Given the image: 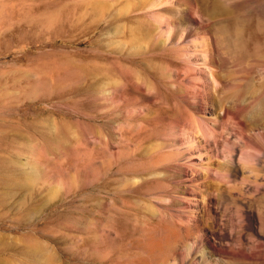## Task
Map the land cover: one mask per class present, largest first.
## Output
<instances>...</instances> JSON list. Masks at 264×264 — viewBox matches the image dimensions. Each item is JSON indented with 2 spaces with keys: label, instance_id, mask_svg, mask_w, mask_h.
<instances>
[{
  "label": "rangeland",
  "instance_id": "rangeland-1",
  "mask_svg": "<svg viewBox=\"0 0 264 264\" xmlns=\"http://www.w3.org/2000/svg\"><path fill=\"white\" fill-rule=\"evenodd\" d=\"M158 1L0 0V264H188L202 226L242 240L225 264H264V0ZM161 12L209 30L216 83L194 79L208 73L195 41L155 33ZM194 86L211 114L185 104ZM185 128L216 146L213 175L195 167L207 180L171 174L188 166Z\"/></svg>",
  "mask_w": 264,
  "mask_h": 264
},
{
  "label": "bare ground",
  "instance_id": "bare-ground-1",
  "mask_svg": "<svg viewBox=\"0 0 264 264\" xmlns=\"http://www.w3.org/2000/svg\"><path fill=\"white\" fill-rule=\"evenodd\" d=\"M175 1V0H174ZM159 2V4H161V3H163V7H164V5L166 6V5H173L174 4V2H173V0H160V1H158ZM161 2V3H160ZM171 2H173V4H170ZM156 3V2H155ZM162 6H161V8H162ZM174 7H175V5H174ZM173 7V8H174ZM166 8V7H165ZM169 8V7H168ZM170 8H171V6H170ZM172 8V9H173ZM170 10V9H169ZM168 10V11H169ZM178 10V9H177ZM175 11V10H174ZM171 12H173V10L171 11ZM182 12V11H181ZM176 13H179V11H177ZM176 13H174L175 15H176ZM162 14V12L161 13H155V14H153V16H151L152 18H153V23H154V30L155 31H157V32H155V33H159L160 34V36L161 37H165L166 39H167V41H171L173 44H186L187 43V41L188 40H193V41H195L194 42V44L195 45H193V47L195 48L194 50L196 51V50H198L197 52H201V54H202V57L203 58H201L202 60H203V62H202V65H204L205 66V68H207L208 69V73L207 74H203V75H201L200 74V76H195L194 75V79L197 81H204L206 84H209V83H211V81L214 83H216L217 81V79H215V76H214V73H213V71L214 70H212V69H214L213 67H212V63H213V60H214V54H215V51H216V49H215V44H214V39H212V37L209 35V33H208V31H204V32H199L198 33V31L196 32V28L194 27V25H197V23H196V21L193 19V18H195V17H191V16H189V17H187L186 19H184V20H182V21H180V22H178V20L174 23V22H172L173 20H175V18H172L173 20L172 21H170L171 20V18H170V16H169V18H168V15L166 16H164V14L163 15H161ZM168 14H169V12H168ZM172 14V13H171ZM174 14H172V15H174ZM183 15V14H182ZM180 16L178 15V18H179ZM184 18V17H183ZM203 23V22H202ZM202 25V24H201ZM198 28H199V26H198ZM203 28H204V26H203ZM202 28V29H203ZM206 28V27H205ZM148 29V28H147ZM201 29V28H200ZM207 29V28H206ZM205 30V29H204ZM148 31H150L151 32V30H148ZM147 31V32H148ZM206 32V33H205ZM150 34V33H149ZM152 34V33H151ZM153 34H154V32H153ZM140 35H141V32H140ZM145 35V34H144ZM147 35V34H146ZM157 35V34H156ZM136 37H138V39H139V36L137 35ZM143 38V37H142ZM194 38L196 39V40H194ZM137 39V40H138ZM187 45V44H186ZM190 45V44H189ZM188 46V45H187ZM181 47V46H180ZM184 48V47H183ZM189 48V47H188ZM187 48V49H188ZM186 49V46H185V48H184V50ZM182 50V49H181ZM193 50V51H194ZM189 51H192V50H189ZM185 52H187L188 53V51L187 50H185ZM199 52V53H200ZM186 54V53H185ZM200 54V55H201ZM190 55H192V53L190 54ZM198 55V54H197ZM187 58V57H186ZM185 58V59H186ZM197 59V58H196ZM188 61H189V57H188ZM194 62V61H193ZM193 62H191V61H189V63H193ZM196 62V61H195ZM184 63V62H183ZM196 63H198V62H196ZM195 63V65H197ZM200 63V62H199ZM194 65V66H195ZM192 67V66H191ZM198 67H200V66H198ZM197 67V69H199ZM194 70H196V68H194L193 67V72H194ZM203 71H205V69L203 70ZM191 71H190V69H189V73H190ZM198 72V71H197ZM196 72V73H197ZM195 73V72H194ZM193 73V74H194ZM192 73H190V75H191ZM199 75V74H198ZM187 76V74L185 75V77ZM132 78V77H131ZM193 78V77H192ZM193 80V79H192ZM191 80V81H192ZM138 81V80H137ZM189 83V82H188ZM189 84H191V83H189ZM195 84V83H194ZM204 84V83H203ZM212 84V83H211ZM213 85V84H212ZM186 86V85H185ZM187 87V86H186ZM201 87V86H200ZM210 87V86H209ZM189 88V87H188ZM185 89V88H184ZM199 89V88H198ZM195 86L194 87H192V88H190V89H188V90H186V91H184L183 92V95H182V98L184 99V101H185V104L187 105V107L188 108H191V109H193V110H196V111H201V112H204L205 114H211V112L212 111H209L208 109H205L204 108V102L206 101V93L204 94V93H202V92H200L199 90H198ZM203 90H204V87H203ZM208 90H210V89H208ZM202 91V90H201ZM212 91V90H211ZM208 94V93H207ZM209 95H211L210 93H209ZM210 97V96H209ZM207 100H208V98H207ZM206 103V102H205ZM245 111V110H244ZM222 112H224V111H222ZM221 113V112H220ZM260 113V112H259ZM205 114H204V116H205ZM257 114H258V112H257ZM256 114V115H257ZM221 115H222V113H221ZM260 114H258V118L259 119H261L262 117L261 116H259ZM199 116H201V115H199ZM203 115H202V117H204ZM202 117H200V118H202ZM204 119V118H203ZM255 119V118H254ZM259 121V120H258ZM257 121V122H258ZM208 122V121H207ZM207 122L206 121H204V120H200L199 121V124H198V126H200L201 128H203L204 130L206 129V125H207ZM180 123V122H179ZM255 123H256V121H255ZM260 123H262V122H260ZM185 124V123H184ZM192 125V124H191ZM194 126H195V128L197 129V128H199V127H196L197 125L196 124H193ZM192 125V126H193ZM256 126V132L257 133H254V134H257L258 135V138L260 139V143H261V145H262V148L264 149V124H261V125H257V124H255ZM183 126V125H182ZM182 126H181V128H182ZM187 126V125H186ZM208 126V125H207ZM188 127V126H187ZM174 128H175V126H174ZM191 128V127H190ZM207 129H209V128H207ZM254 129V128H253ZM171 130H172V128H171ZM178 130V129H177ZM182 130H183V128H182ZM181 130V131H182ZM185 130L186 131H182L183 132V134L185 133V134H187V137L185 138V141H184V144L183 145H185L186 144V149H185V153H188L189 155H188V158L185 160V161H187V163L188 164H186V166H187V168H184V169H180V168H172L170 171H171V174H172V176H173V178H175V179H178V180H184L186 183H188V182H191V180L195 177L194 176V173H193V170L194 169H199L201 172H202V174L204 173V171H206L207 173L209 172L210 173V175H213L211 172H212V170H211V167H212V165L210 164V161L211 160H214L215 158H217V154H216V150H215V145H214V143L212 144V143H210V141H211V137L209 136L208 138H209V142H204V143H202V144H197L198 143V141H197V137L195 136V134H193L192 133V130H190V131H188L187 132V129L185 128ZM198 131H199V129H197ZM197 130H195V131H197ZM249 130V129H248ZM174 131V130H173ZM173 131H172V133H173ZM197 131V132H198ZM201 131V130H200ZM200 131H199V133H200ZM203 131V130H202ZM208 130H206V132H207ZM212 131V130H211ZM181 132V133H182ZM205 132V131H204ZM254 132V131H253ZM196 133V132H195ZM211 133V132H210ZM177 133H175V135H176ZM178 134H179V132H178ZM244 134V133H243ZM170 135V134H169ZM173 135V134H172ZM197 135V134H196ZM202 135V134H201ZM200 135V136H201ZM205 135H208V134H205ZM204 135V136H205ZM174 136V135H173ZM173 136H171L170 137V139L173 137ZM176 136H178V135H176ZM175 137V136H174ZM179 137V136H178ZM198 137H199V135H198ZM169 138V137H168ZM177 138V137H176ZM181 138H183V137H181ZM214 138V137H213ZM257 138V139H258ZM170 139H168V140H170ZM199 139V138H198ZM164 140V139H163ZM172 140L173 139H171V142H172ZM175 140V139H174ZM178 140V139H177ZM201 140V139H200ZM204 140V139H203ZM169 142V141H168ZM170 142V143H171ZM175 141H173V143H174ZM200 142V141H199ZM214 142V141H213ZM176 143V142H175ZM174 143V144H175ZM182 143V142H181ZM179 145V144H178ZM182 145V144H181ZM261 145H260V147H261ZM171 146H172V143H171ZM183 147V146H182ZM182 147H181V149H182ZM171 148V150L174 148V145H173V147H170ZM175 148H178L177 146L175 147ZM185 148V147H184ZM174 151V150H173ZM178 151V150H177ZM179 153V152H178ZM180 154V153H179ZM175 156H176V154H175ZM178 156V155H177ZM176 156V159L178 160V157ZM179 156H181V154L179 155ZM185 156V155H184ZM208 158V159H206V157ZM228 156V155H227ZM186 157V156H185ZM241 157H243V156H241ZM184 158V157H183ZM212 158H214V159H212ZM232 158V157H231ZM231 158L230 157H226V161L228 162V163H232V160H231ZM182 159V158H181ZM197 159H199V160H197ZM206 159V160H205ZM241 159V158H240ZM244 159V158H243ZM174 160V159H173ZM183 160V159H182ZM180 161V160H179ZM197 161H199V162H197ZM177 162V161H176ZM182 164V163H181ZM151 165V164H150ZM210 165H211V167H210ZM178 166V165H177ZM185 166V165H184ZM196 166H201L200 168H204V171H203V169L201 170L199 167L198 168H195ZM183 167V166H182ZM252 170V169H251ZM195 171V170H194ZM215 171V170H214ZM198 173H199V171H197ZM205 172V173H206ZM144 173V172H143ZM170 173V172H169ZM204 173V174H205ZM206 173V174H207ZM208 173V174H209ZM148 174V173H147ZM207 174V176H206V180H207V178H208V176H210V175H208ZM139 175H142V174H139ZM256 175V174H255ZM171 176V175H170ZM143 177H144V175H143ZM197 177V176H196ZM201 177V176H200ZM223 177V178H222ZM222 179L223 180H226V181H228V182H230V179H231V175H230V173H229V171L226 173V174H224L223 173V175H222ZM171 180V179H170ZM173 180V179H172ZM205 180V181H206ZM146 181V180H145ZM183 181V182H184ZM197 181H198V179H197ZM199 181H200V179H199ZM204 181V182H205ZM181 182V181H180ZM185 182H184V184H185ZM176 183V182H175ZM200 183V182H199ZM202 183V182H201ZM259 183V182H258ZM258 183H257V186H258ZM183 184V185H184ZM190 184V183H189ZM196 184V183H195ZM194 184V185H195ZM203 184V183H202ZM260 184V183H259ZM178 185H179V183H178ZM182 185V184H181ZM180 185V186H181ZM186 185V184H185ZM196 186H198V185H196ZM200 186V185H199ZM188 187H189V185H188ZM201 187V186H200ZM204 187V186H203ZM259 187H260V185H259ZM190 188H192V187H190ZM192 189H194V188H192ZM173 190H176L177 191V189H173ZM196 191H194V192H197L198 190L197 189H195ZM200 190V189H199ZM202 190H203V188H202ZM201 190V191H202ZM204 190H205V188H204ZM172 191V190H171ZM170 191V192H171ZM175 191V192H176ZM203 192V191H202ZM202 192H200L199 194H200V196H195L194 195V198L195 199H200V204H199V206H198V208L202 211V213H203V210H204V208L206 209V207L204 206V203L205 202H203L204 200H205V195H203L202 194ZM205 192V191H204ZM172 194H174V193H172ZM179 194V193H178ZM201 194L204 196H201ZM175 195V194H174ZM176 197H177V195H175ZM183 196V195H182ZM180 197V196H179ZM192 197V196H191ZM178 198V197H177ZM176 198V199H177ZM184 198H186V197H184ZM194 198H192L193 200H194ZM172 199V198H171ZM170 199V200H171ZM174 199V198H173ZM190 199V197H188V200H186L187 201V203L189 202V204L191 203V200H189ZM202 199V200H201ZM179 200V199H178ZM181 201H183L182 199H181ZM184 201H185V199H184ZM170 202V201H169ZM171 203V202H170ZM193 203V202H192ZM169 204V203H168ZM197 204V203H196ZM196 204H195V207H196ZM207 204V203H206ZM173 206H174V209L176 208V207H180L181 205H182V203L181 202H179V201H176V202H174L173 204H172ZM171 205V206H172ZM191 205V204H190ZM193 206H194V204H192ZM169 206V205H168ZM170 206V207H171ZM176 206V207H175ZM188 207V206H187ZM185 208V207H184ZM174 209H171V210H173L174 211ZM178 209H180V208H178ZM188 209L189 210H191L189 207H188ZM187 209V210H188ZM181 210H182V208H181ZM183 210H185V209H183ZM177 211V210H176ZM186 211V210H185ZM193 211V210H192ZM198 211V210H197ZM197 211H195V212H197ZM178 212H179V210H178ZM188 212V211H187ZM180 213H181V211H180ZM188 213H190V211L188 212ZM193 213V212H192ZM201 213V214H202ZM186 214V213H185ZM200 214V215H201ZM175 215H179V214H176L175 213ZM190 215H192L193 216V214H190ZM190 215H188V216H190ZM195 215V214H194ZM177 216H174L173 215V217H177ZM179 216H181V215H179ZM186 216V215H185ZM187 216V217H188ZM186 217V218H187ZM191 217V216H190ZM178 218V217H177ZM176 218V219H177ZM192 218H194V216L192 217ZM175 219V218H174ZM175 219V220H176ZM180 219V218H179ZM257 219H258V227H257V230H258V232L259 233H264V217L259 213V214H257ZM181 220H182V218L180 219V221L179 222H181ZM187 220V219H186ZM189 220V221H188ZM188 223H191L190 222V219L188 218ZM194 220V219H193ZM184 221H185V219H184ZM183 221V222H184ZM177 222H178V219H177ZM182 223V222H181ZM180 223V224H181ZM185 223H186V221H185ZM195 224V223H194ZM181 225H183V223L181 224ZM193 225V224H192ZM197 225V224H196ZM186 226H187V224H186ZM192 227V226H191ZM199 227V226H198ZM197 228V227H196ZM205 228V227H204ZM188 229V228H187ZM186 229V230H187ZM199 229H201L200 230V233H199V231H198V236L196 237L197 238V240L195 239V241H193V242H191L190 244H188V246H187V248L185 249V254L187 253V256H188V258H189V263L188 264H225L226 262H224V259L226 260V258H229V257H231V258H234V259H236L237 257H240V258H242V256H243V254H245L244 253V251L242 250L243 249V242H242V240H239V241H234V246L233 245H231V246H233V248L231 247V246H229L228 244H224V243H222V242H216V240H215V238H214V236H213V233L210 231V232H207V231H205L204 229H203V226L201 227V228H199ZM198 229V230H199ZM190 233V232H189ZM187 234V233H186ZM188 235V234H187ZM190 235H191V233H190ZM194 234H192L191 236H193ZM188 238V237H187ZM187 238H185V239H187ZM153 239V238H152ZM191 239V238H190ZM189 239V240H190ZM193 239V238H192ZM143 241V240H142ZM147 241V240H146ZM191 241V240H190ZM144 242V241H143ZM142 242V243H143ZM155 242V241H154ZM187 242V241H186ZM231 242V241H230ZM139 243H141V241L139 242ZM148 243H149V241H148ZM150 243H151V241H150ZM145 244V245H144ZM143 245L141 244L140 246H144V247H146V243H144ZM152 244V243H151ZM160 244H161V242H160ZM185 244V243H184ZM147 245H150V244H147ZM225 245H228L230 248H228V247H226ZM261 245V242L259 241V240H255V242H254V246L255 247H259ZM151 246H153V245H151ZM161 246V245H160ZM181 246V245H180ZM154 247H156V245L154 246ZM180 249V248H179ZM181 249H183V248H181ZM154 250V249H153ZM157 250V249H156ZM174 250H176V248H174ZM178 251V250H177ZM154 253V252H153ZM153 253H151L152 254V256H153ZM155 253H157V252H155ZM154 253V254H155ZM160 254V253H159ZM168 254V253H167ZM174 254H176V251H175V253H173V255ZM155 256V255H154ZM162 256V255H161ZM183 256V253H182V255H180L179 256V254H178V258L177 257H175V259H174V263H172V264H183L185 261H184V256ZM182 257V258H181ZM236 257V258H235ZM162 258V257H161ZM160 258V259H161ZM153 259V258H152ZM165 259V258H164ZM237 259H239V258H237ZM152 261V260H151ZM163 261V260H162ZM147 262H149V261H146V264H147ZM159 262V261H158ZM165 262V261H164ZM163 262V263H164ZM145 264V263H144ZM150 264H152V262H150ZM157 264V263H156ZM162 264V263H161Z\"/></svg>",
  "mask_w": 264,
  "mask_h": 264
}]
</instances>
